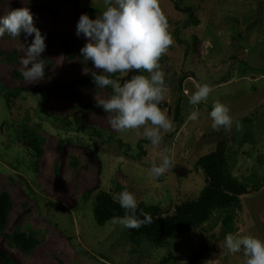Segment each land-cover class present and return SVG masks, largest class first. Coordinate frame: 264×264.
<instances>
[{
    "label": "rangeland",
    "instance_id": "rangeland-1",
    "mask_svg": "<svg viewBox=\"0 0 264 264\" xmlns=\"http://www.w3.org/2000/svg\"><path fill=\"white\" fill-rule=\"evenodd\" d=\"M160 3L174 38L160 58L169 89L162 110L174 127L155 146L136 130L111 128L94 99L109 96L111 86L81 88L72 101V92L53 89L58 78L65 83L91 74H84L85 68L95 70L81 56L87 40L76 35V27L84 4L99 15L103 0H29L34 24L46 36L45 76L38 82L29 83L20 71L32 37H0V200L6 232L30 250L8 244L1 233L0 247L18 264H243L242 253L224 247L226 234L264 238V0ZM185 3L195 6L197 21L190 20ZM23 6L24 0H0V15ZM64 39L73 57L65 52ZM202 83L212 92L207 101L190 105L191 93ZM36 89L49 91V98ZM217 100L230 108V130L212 128L209 113ZM192 110L200 113L197 121L187 119ZM27 136L36 138L40 152ZM222 142L227 172L244 188L239 208L216 210L201 228L161 247L147 239L132 242L130 228L113 218L97 223L94 203L100 191L115 198L127 189L138 204L164 214L197 199L209 181L197 161ZM162 152L173 166L154 177L150 169Z\"/></svg>",
    "mask_w": 264,
    "mask_h": 264
},
{
    "label": "clouds",
    "instance_id": "clouds-1",
    "mask_svg": "<svg viewBox=\"0 0 264 264\" xmlns=\"http://www.w3.org/2000/svg\"><path fill=\"white\" fill-rule=\"evenodd\" d=\"M24 3L25 6L0 15V37L5 33L12 38L20 37L21 33L25 39L32 37L21 58L20 71L26 81L33 83L45 76L41 54L46 49V36L34 24L33 14L27 6L29 0ZM76 35L86 38L80 53L95 69L85 68L84 74L91 73L96 88L111 86L109 96H94L97 107L108 114L111 128L121 133L136 130L140 138L154 146L159 145L164 134L174 127L167 111L162 110L169 89L160 58L173 45L174 38L160 0H103L99 15L94 18L87 13L80 15ZM130 72V78L122 79ZM117 73L122 74L121 77L113 78ZM211 92L208 83L199 84L188 103L195 106L205 102ZM209 116L215 130H230L233 125L230 108L218 100L213 102ZM199 117V111L192 110L187 119L197 121ZM172 166L170 155L162 152L160 163H153L150 172L154 177H160ZM114 199L125 214L114 217L113 223L138 229L152 222L151 215L143 209H139L137 215L138 201L133 192L124 189ZM224 247L231 254L242 253L243 264H264V238L228 233Z\"/></svg>",
    "mask_w": 264,
    "mask_h": 264
},
{
    "label": "trees",
    "instance_id": "trees-1",
    "mask_svg": "<svg viewBox=\"0 0 264 264\" xmlns=\"http://www.w3.org/2000/svg\"><path fill=\"white\" fill-rule=\"evenodd\" d=\"M194 7L192 3H185L184 10L188 13L191 21H197ZM83 10L90 17L94 18L97 16L98 9L96 7L84 4ZM62 44L65 52L70 57H73V49H71L69 41L64 39ZM113 78H119L118 73ZM89 86H96L91 74L80 75L65 83L58 78L54 82L53 89L55 91L72 92L71 96L68 97L72 101L77 99L76 97H78L81 88ZM36 91L42 95L44 100H47L50 96L49 91L42 89H36ZM91 104L92 102H87L85 105L88 107ZM178 114L179 108H177L176 118H178ZM27 138L28 142L40 152L41 149L36 138L31 136H27ZM225 151L226 146L222 142L215 151L198 159L197 166L207 172L209 181L197 199L177 204L172 214H164L159 207L147 205L143 202L139 203L137 215L139 216V209H143L151 215L152 222L138 229H130L132 242L139 244L143 239H147L157 246H167L170 240L176 239L182 234L190 233L193 229L201 228L212 218L216 210L239 208L241 205L239 195L244 192V188L237 184L227 172ZM95 155L100 161L97 150ZM92 192L93 190L87 191L84 194V199L88 200ZM94 214L97 223L103 225L114 217H122L125 214V210L120 207L116 199L109 193L100 191L95 199ZM5 218L3 204L0 200V233L7 239L8 244H13L20 249L29 251V245L26 242L6 232ZM140 218L142 219L143 217L140 216ZM195 257H197V254H195ZM0 260L5 264H18L2 247H0Z\"/></svg>",
    "mask_w": 264,
    "mask_h": 264
}]
</instances>
